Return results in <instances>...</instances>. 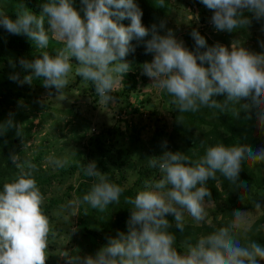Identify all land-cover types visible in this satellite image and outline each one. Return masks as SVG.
<instances>
[{"label":"clouds","instance_id":"clouds-1","mask_svg":"<svg viewBox=\"0 0 264 264\" xmlns=\"http://www.w3.org/2000/svg\"><path fill=\"white\" fill-rule=\"evenodd\" d=\"M200 3L212 11L210 22L216 31L247 28L253 19L264 22V0H200ZM81 4L83 18L73 0H48L42 4L39 15L21 2L14 12L15 19L0 11V26L8 33L25 35L45 49L49 44L47 23V29L65 44L55 56L44 51L31 61L21 59V67L30 70L29 74L20 79L14 73L11 80L31 85L34 78H43V86L54 88L58 97L64 99L72 72L70 60L75 58V75L91 81L100 104L107 106L115 99L111 93L130 70L125 58L135 51L131 43L135 39L143 42L146 53L154 54L151 62L143 64V73L174 97L171 103L179 113L196 112L200 106L222 111L231 108L235 117L241 110L254 112L257 127L264 130V52L254 53L237 40L230 47L218 42L208 46L195 29L190 35L196 47L190 51L171 29L160 35L157 25L146 28L142 24V10L134 0H81ZM163 7L164 0H160V8ZM125 19L130 20L127 26L120 23ZM159 27L163 29L165 23L161 21ZM261 32L264 33V24ZM149 33L151 38L145 40ZM259 45L264 49V40ZM218 95L224 96V100L214 99ZM248 100L251 102L242 103ZM237 105L238 110L234 107ZM247 118L251 119V114ZM13 127L20 135V126L10 115L5 124H0V135ZM166 145L165 141L161 146ZM245 159L264 163V148L253 150L246 145L229 148L218 143L207 147L205 155L195 161L180 151L170 150L149 158V166L160 175L146 179L134 198H126L125 203L132 205L127 231H117L114 237H107V243L94 255H77L67 259L68 264H259L264 261V247L255 241L242 245L233 235L232 225L200 236L194 245H186V250L180 253L174 247L175 236L169 232L172 223L166 218L172 214L175 227L181 232L185 211L197 222L204 221L205 198L211 196L205 185L210 178L216 179L217 172L246 190L248 183L238 182ZM10 160L18 173L0 191V264H46L51 229L49 217L42 209L44 197L33 178L36 165L21 160L17 154L10 155ZM48 163L61 168L69 161L53 155L48 157ZM84 173L96 181L83 196L84 203L104 212L113 202H119L124 189L110 183L95 161L86 164ZM255 208L260 209L261 205L255 203ZM233 214L238 219L241 216L239 211Z\"/></svg>","mask_w":264,"mask_h":264},{"label":"rangeland","instance_id":"rangeland-1","mask_svg":"<svg viewBox=\"0 0 264 264\" xmlns=\"http://www.w3.org/2000/svg\"><path fill=\"white\" fill-rule=\"evenodd\" d=\"M0 5L4 4L0 3ZM82 8L76 9L83 18ZM3 9V7L0 8V11H4ZM210 13L211 10L200 3V0H171L168 10L155 17L151 26L157 25L160 35H165L167 30L171 29L175 37L183 43L185 31L195 29L204 32L216 43L230 47L231 42L237 40L254 53L264 52L259 45V41L264 40V33L261 32L264 22H252L249 27H244L243 31H216L210 22ZM161 21L165 23L163 29L159 27ZM150 38L151 33L145 40ZM131 43L135 51L130 52L125 59L131 65L128 72L134 74V88L125 97L114 95L121 90L123 85L121 81L111 93L115 98L114 101L107 106L100 104V97L95 92L91 81H84L83 78L75 75L77 67L75 58L70 60L72 72L69 74V85L64 89V99L62 96L58 97L59 93L54 88H45L43 78L33 79L29 89L25 91L27 96L16 100L5 112V122L11 115L14 123L20 126V135L17 134L16 127L8 130L16 140L17 155L21 160L39 158L42 167L56 170L58 168L48 163V157L54 155L57 159L66 157L69 162H76L83 166L90 161H95L97 168L103 172L101 161L106 163L104 157L113 154V151L109 150H103L104 155L98 153L97 141L103 140L105 147L110 150L116 146L132 149L131 164L124 168V175L125 185L132 184L139 177V181L133 187L135 195L138 190L142 189L146 179L159 178L158 170L154 169L155 171L149 172L143 170V167L148 163L150 155L159 157V154H163L165 147L161 145L166 141V136L163 130L156 133L151 132L149 126L152 125L154 116L158 119L157 121L163 119L168 126L171 121L169 113L175 109L176 105L171 103V97L161 96L165 90L159 89L152 78L143 73V64L151 62L154 54L146 53L145 47L141 49L135 39ZM64 46V42L53 33L47 48L38 47L31 51V55L37 58L44 51L52 55L51 52ZM7 55L6 60L0 62V96L14 90L18 85V82L11 80L10 76L19 71V67L15 64L19 55L11 51L7 52ZM12 64H15V67H12ZM27 74L29 73L21 71L19 75L23 77ZM242 103L248 102L242 101ZM204 112V107L200 106L198 111L188 113L201 116ZM131 124H134L136 128L142 127L137 139H130ZM254 135L258 138L256 149L264 148V130L258 129ZM255 164L264 179V163L255 162ZM80 173L77 166L72 174L66 175L61 186L53 187L51 192L44 197L42 208L46 206L44 214L49 217L51 229L48 239L49 246L46 251V264H68L67 259L77 255H94L100 247L107 243L106 239L92 237L82 229L75 194L73 191L66 193V185L75 186ZM50 200L57 202L49 210ZM255 203H259L261 208H255ZM210 207L211 204L205 203L204 222L210 220ZM237 211L241 212V216L239 219L234 216L233 225L236 229L246 230L260 216L263 206L260 199L247 193L239 197V207L235 212ZM184 222L200 223L186 211ZM73 229L76 231L73 232ZM257 230L260 233L264 232V222L258 224ZM250 242L247 240L248 244ZM255 242L264 247V241ZM186 245L188 244H181V253L186 250ZM259 264H264V261H259Z\"/></svg>","mask_w":264,"mask_h":264},{"label":"trees","instance_id":"trees-1","mask_svg":"<svg viewBox=\"0 0 264 264\" xmlns=\"http://www.w3.org/2000/svg\"><path fill=\"white\" fill-rule=\"evenodd\" d=\"M23 3L34 14L39 15L42 8V4L48 2V0H0V8L8 13L11 19H15V10L18 4ZM134 2L142 10V24L146 28H150L152 20L158 15L164 14L170 7L171 0H164V7L160 8V0H134ZM73 6L75 8L83 7L81 0H73ZM251 17L250 13H245ZM212 15V11L210 13ZM114 19V18H113ZM202 19V18H201ZM252 22H257L255 19ZM120 23L127 26L130 24V20L125 19ZM263 23V22H261ZM46 31L48 32L49 40L52 38L53 32L47 29V23L45 24ZM244 27H238L233 31H243ZM191 29H187L183 35L184 46L190 51H195V41L191 37ZM205 39L208 46H213L216 41L208 38L204 32L198 31ZM146 39V37H145ZM138 46L142 49L144 47L143 42L138 43ZM38 48L34 41H31L25 35H14L8 33L3 26H0V62H3L7 58V52H16L19 58L16 59L15 64L19 67L18 74L20 72L29 73L30 70L23 69L19 63L21 59L33 60L34 56L31 55V51ZM205 49H201L204 51ZM57 50L51 52L52 56L56 55ZM22 53L24 54L22 56ZM144 57V56H142ZM199 63V61H198ZM207 66V64H205ZM23 77L20 76V79ZM123 85L120 91H117L114 95L124 97L128 95L131 89L134 88V74L127 72L123 75ZM29 89L28 84L21 85L18 83L14 90H11L7 94L0 96V124H5V112L9 110L10 106L15 103L21 97H26V90ZM161 96H170L166 90ZM224 96H215L218 102L224 100ZM250 103L251 101H246ZM205 112L201 115H190L188 112L179 113L176 109H172L169 115L171 121L169 125L165 124L163 119L157 121L156 117L152 118V125L149 126L151 132L156 133L161 130L165 132V140L167 142L165 150L173 152L180 151L190 157L193 161L200 159L205 155L206 149L209 146H214L218 143H223L226 147H236L239 145L250 146L253 150H256V144L258 138L254 135V132L258 130L256 117L253 113H246L243 110L240 111L239 116L235 117L233 110H221L216 108H209L202 106ZM238 110V105L234 106ZM252 116L248 119L247 116ZM130 139H137L140 135L142 127L136 128L134 124L130 125ZM97 141V139H95ZM103 140L97 141V150L99 154H105L103 150L113 151L110 156L104 157L105 161H101V168L104 174L109 178L110 183H115L124 189L119 202H113L109 205L104 212H100L98 209L91 208L90 205L83 202V196L88 194L93 184L96 182L95 178H89L84 173L83 165L70 161L64 167L56 170L50 168H44L39 162V158L31 159L30 161L36 165V170L33 172V178L36 180L37 186L41 191L43 197L51 192L53 187L61 186L66 175L73 173L77 166L81 173L77 178L75 186L66 185L67 191H73L78 204V212L80 214V225L84 231L92 237H100V239H106L107 237H114L117 231H127L126 222L130 215V209L132 205L125 203L126 198H134L135 191L134 185L139 181V177L133 181L130 185H125L124 168L131 164V148L113 147L111 150L106 148L103 144ZM18 153V145L16 140L10 135L7 129L2 135H0V191H2L3 184L11 182L16 178L18 169L12 165L10 155ZM160 156V154H159ZM154 157L150 155L149 158ZM145 171H155L145 164L143 167ZM82 169V170H81ZM157 170V169H156ZM82 178V179H81ZM238 182H247L248 188L245 190L238 185H233L229 181L225 180L219 172L216 173V179H209L206 183V187L209 188L211 193L210 197L205 198V203L211 204L210 207V220L208 222L190 223L184 222V230L181 232L175 227L174 216L172 214L166 215V218L172 223V228L169 232L175 236L174 247L181 253V244H195L200 236L212 234L218 231L221 227H228L232 225L233 235L240 240L242 245H247L249 241H264V232L260 233L257 230L258 224L264 222V179L261 172L255 162L245 159L242 162V169L239 173ZM250 193L260 199V203L263 206V211L260 216L251 223L250 228L246 230L236 229L233 225L235 210L239 207V197ZM68 194V193H67ZM51 201V200H50ZM57 201L49 202L50 208L56 204ZM43 211L46 206L42 208Z\"/></svg>","mask_w":264,"mask_h":264}]
</instances>
